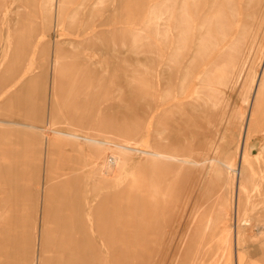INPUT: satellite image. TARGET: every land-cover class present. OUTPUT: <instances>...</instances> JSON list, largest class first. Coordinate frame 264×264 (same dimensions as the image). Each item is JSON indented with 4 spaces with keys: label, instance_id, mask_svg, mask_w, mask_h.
I'll return each mask as SVG.
<instances>
[{
    "label": "rangeland",
    "instance_id": "1",
    "mask_svg": "<svg viewBox=\"0 0 264 264\" xmlns=\"http://www.w3.org/2000/svg\"><path fill=\"white\" fill-rule=\"evenodd\" d=\"M45 1L0 0V264H264V0Z\"/></svg>",
    "mask_w": 264,
    "mask_h": 264
},
{
    "label": "bare ground",
    "instance_id": "2",
    "mask_svg": "<svg viewBox=\"0 0 264 264\" xmlns=\"http://www.w3.org/2000/svg\"><path fill=\"white\" fill-rule=\"evenodd\" d=\"M44 5H45L44 9H46L45 11H47L48 14L50 15L52 13L53 0H46L44 2ZM178 16H179V18H178ZM178 16H177V18L179 21L180 20V11L178 13ZM62 21H61V24H62ZM58 79H59V77H58ZM256 79H257V77H256ZM256 79L254 80L253 88H252L251 94H250L248 101H247V102H250V97H251V106H250V109L248 112V116H249L248 118H249V125H250V127H252V129H251L252 131L254 130V128L257 124L259 116L262 114V107H263L262 102L264 100V77H263V80L261 82L260 88L256 87V82H259V80L257 79V81H256ZM253 100L255 103L253 102ZM0 121H2V120H0ZM4 122L10 123V124H15V125H20L19 126V127H21L20 129H24V130H28V129H25L24 126L30 127V128H32V129H30V131L35 132L34 134H37V136H40V135L43 136L44 132L46 134L49 133L51 135H55L57 133L55 130H53L52 128H49V127L36 126V125L25 124V123H16L13 121H4ZM33 129H37V130L35 131ZM70 134H71L70 136L78 138V140L82 139L86 143L92 144V142L96 141L95 139H93L91 137H87V136L81 137L80 135H76V134H72V133H70ZM241 137H242V134L239 131V133L237 135V139L239 140V138H241ZM237 143H238V141L235 142V144H237ZM117 146L121 147L119 145H117ZM126 150L131 151V152H136V153H142L145 155H151V156L161 158V159H165V160L180 161V162L188 163V164H191L194 166H200L201 164H205L207 161L210 160V157L206 156V157L202 158L201 159L202 162H200V159H196L193 156L184 157L183 155H180L177 153L167 154V153H163V152H159V151L150 152L148 150H144L141 148H134V147H130V146H128V148L126 147ZM246 151H247V148H246ZM247 153L249 154V156L251 155L248 151H247ZM123 158H124V155H123V152L121 151V149L120 150H111V152H109V154H108V157L104 158L103 165L101 167L102 172H105V170H109V171H111V173H114L120 167V163H121ZM232 163L228 162L226 160H223V159H219L216 161L215 169H214L216 175H224L226 177L225 179H227L226 192H225L226 199L225 200H226L227 206L229 208H232V206H233L232 195H231L232 190L230 188L231 182H232L231 172L232 171L236 172V170H237L236 167L231 166ZM234 164H235V166H238L239 163L234 161ZM231 224L234 225L233 222H231ZM209 260H211V257H209L208 255L205 254V257H203V259H200L198 264H206L207 262H209Z\"/></svg>",
    "mask_w": 264,
    "mask_h": 264
}]
</instances>
